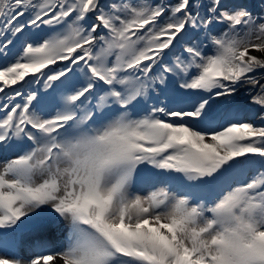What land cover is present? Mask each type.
Here are the masks:
<instances>
[{
	"label": "snow or ice",
	"instance_id": "6c2138e0",
	"mask_svg": "<svg viewBox=\"0 0 264 264\" xmlns=\"http://www.w3.org/2000/svg\"><path fill=\"white\" fill-rule=\"evenodd\" d=\"M33 29L45 38L9 62ZM193 30L212 54L199 41L169 61ZM0 37V93L44 89L0 105V150L22 146L0 163V264H264V126L213 109L250 85L264 110V14L226 0H0ZM251 165L250 180L226 182ZM138 178L160 186L133 192ZM25 229L34 254L8 255Z\"/></svg>",
	"mask_w": 264,
	"mask_h": 264
},
{
	"label": "bare ground",
	"instance_id": "6f19581e",
	"mask_svg": "<svg viewBox=\"0 0 264 264\" xmlns=\"http://www.w3.org/2000/svg\"><path fill=\"white\" fill-rule=\"evenodd\" d=\"M148 1L149 0L142 1V4L141 5L148 4ZM238 1L240 2V5L246 4V7L249 10H253V11H255L256 9H258V6H259L257 4V0H238ZM176 2H177V0H175L173 2H171L170 0H157L155 4H157V3H162V4H175ZM208 2H209L208 0H206V1L201 0V3L202 4H205V5ZM135 5H137V2H136ZM24 19H27V17H24ZM193 32L196 33V37L190 43H196V42H199V41H204L205 45L207 46L206 47L207 54H212L211 45L208 44V42H207V40L205 38V32L203 30H198V31L197 30H194ZM220 32H218L216 34H219ZM48 34H51V33L49 32ZM20 38H21V41L23 43L24 42H27V41H32V42L40 41L43 38H45V31H38V30L33 29L32 30V34H29V33L26 32ZM2 39L3 38L1 37L0 40H2ZM9 52L11 53V49L10 48H9ZM252 54L253 55H259L256 52H253ZM186 55L187 54L180 53V52H176V54H175V56H182V58L185 57ZM175 56L174 57H171L169 55L167 57V59L169 61H171L172 59L175 58ZM14 59H15L14 55L13 56H9V62H14ZM62 63H65V62H58L56 65L50 66V68H53L55 70H58V68L60 67V65ZM25 80L26 81H31L32 80L31 74H30L29 77H26ZM34 83L35 82L25 83L24 81H21L17 85H13L10 88H5V91L3 93H0V105H3L4 103H9V104H12V103H21L22 104L23 103V100L19 101V100L16 99V97L14 98L13 101H9L6 98L8 96H12L13 93H11V90H15L17 88H18L17 91H22L24 93H27L29 91L30 87H32ZM245 89H246V87H244V88L243 87H240L235 94H244L246 92ZM5 92H6V94H4ZM169 92H171V90H169ZM230 99H233V97H230ZM218 105H219V107L223 108L227 104H222V103H220V101H218ZM248 105H249V103L247 101H242V102H237V104L233 105L232 108L229 107V106H226V107L228 108V110L233 109V108H238L237 111H239L241 113V115L243 116V118L245 120L253 123L256 126H264V121H262L259 118V114L262 111H264V110L260 109L259 106H256V105L252 106L251 109H250V108H247ZM12 146H13V149L11 150L13 152V156L12 157H14L16 154H18L21 151V147L22 146L19 145L18 142H13V145ZM255 167H258L259 168V165L247 166L242 171L234 172V173H232V174L229 175V177L227 178V181L229 179L233 178V177L236 178L240 174H244V173L248 172L249 170H251V169H253ZM255 173L256 172L250 173V177H249L248 180H250L255 175ZM146 194H147V191H146ZM22 235H23V238L21 239V242L18 244L17 248L14 251L9 252L8 255L15 256L16 258H19V259H24V258H26L28 256L30 257L31 255L34 254L35 248L33 246L32 240L28 237L27 233H23ZM65 235H66V232H65ZM61 242H62L61 241V234L59 236H57V238H53V241L49 238L48 248L49 249H52V250H56V249H58L60 247Z\"/></svg>",
	"mask_w": 264,
	"mask_h": 264
},
{
	"label": "rangeland",
	"instance_id": "374dc122",
	"mask_svg": "<svg viewBox=\"0 0 264 264\" xmlns=\"http://www.w3.org/2000/svg\"><path fill=\"white\" fill-rule=\"evenodd\" d=\"M142 1H144V0H142ZM142 1H138L137 5H141ZM203 1H206V0H203ZM226 2L229 3V4H237V2H239V1L238 0H226ZM260 3H261V0H257V4H260ZM261 11L262 12H261L260 15L264 14V3H261ZM255 15H257V14H255ZM254 75H256L258 79H260L261 83H264V70H260V71L256 72ZM248 86H250V85H244L242 87L244 88V87H248ZM245 90H246V92L244 94L231 95L233 97V99H230V98H227V97H224V98L220 99L221 103L222 104H228V103H230V102H232L234 100H245V101H247L249 103L247 108L251 109V107L254 106V105H251V103H250L249 94L250 93H254L255 90H253L251 88V86L246 88ZM231 110L234 111L233 109H231ZM24 259H27V257L24 258Z\"/></svg>",
	"mask_w": 264,
	"mask_h": 264
},
{
	"label": "water",
	"instance_id": "95a60500",
	"mask_svg": "<svg viewBox=\"0 0 264 264\" xmlns=\"http://www.w3.org/2000/svg\"><path fill=\"white\" fill-rule=\"evenodd\" d=\"M77 75L79 76V74H77ZM92 103L95 104V101H92ZM12 147H13V146H12ZM12 147H11V148H12ZM11 148H10V149H11ZM10 149H9V150H10ZM141 180H142V179H139V178H138V179L135 181L134 185H136L137 183H139ZM134 185H133V186H134Z\"/></svg>",
	"mask_w": 264,
	"mask_h": 264
},
{
	"label": "flooded vegetation",
	"instance_id": "af4514ba",
	"mask_svg": "<svg viewBox=\"0 0 264 264\" xmlns=\"http://www.w3.org/2000/svg\"><path fill=\"white\" fill-rule=\"evenodd\" d=\"M237 4H239L240 5V2H237ZM243 6H246V4H242Z\"/></svg>",
	"mask_w": 264,
	"mask_h": 264
}]
</instances>
